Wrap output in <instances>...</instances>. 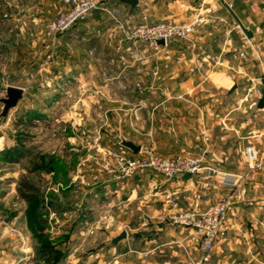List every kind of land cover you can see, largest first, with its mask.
<instances>
[{"label": "crops", "instance_id": "1", "mask_svg": "<svg viewBox=\"0 0 264 264\" xmlns=\"http://www.w3.org/2000/svg\"><path fill=\"white\" fill-rule=\"evenodd\" d=\"M112 1L113 11L119 13L113 16L115 29L134 27L144 20L197 19L198 25L193 39L173 42L167 50L156 52L147 46L134 45L113 52L112 59L118 56L121 59L119 64L80 58L81 53L88 55L90 47L87 49L83 45L79 51L72 42L79 38L83 41L89 32H95L94 23L109 18L107 14L95 13L90 22L84 21L63 35L67 45L71 46L66 50L70 61L65 67L55 68L63 78L58 79L57 90L46 96L50 103L57 99H74L81 103L76 116L71 112V119H75V124L86 134L102 138L95 144L99 154L97 159L108 157L112 162L110 156H106L111 150L135 156L139 151L123 146L119 139L131 140L142 147L146 145L142 144V137L148 141L153 139L159 149L204 154L210 164H223L229 173L234 174H240L244 168L241 160L233 161V158L244 154L249 145H255L264 155V0ZM102 10L109 11L108 6L103 4ZM239 21L253 32V38L246 36ZM242 51L248 54L247 60L241 58ZM141 58L144 63L135 61ZM115 69L118 72L112 74ZM130 69L134 72L141 70V73L143 70V73L140 75L138 71L136 77H122ZM105 71L108 74L102 78ZM89 85L98 88L91 94L72 93L73 86ZM121 85L143 86V91L121 94L116 90ZM18 87L23 88L21 84ZM44 98L40 96V100ZM98 102L108 104L101 107L95 104ZM92 111L96 113L97 121L90 119L88 112ZM41 124L34 123L36 127ZM81 139L77 146L69 145L67 160H72L78 151L84 154L93 151L88 139ZM89 158H83L85 167L98 165V162L94 163L96 159ZM82 170L88 184L83 188L86 192L82 206L70 211L79 212V216L75 221H72V215L67 217L64 234L67 235L66 230L69 232L61 241L70 247L73 245V249L69 248L58 264H103L105 253L102 249L84 255H77V252L86 243V230L98 225L93 215L97 217L109 212L110 218L104 219L102 225L109 223L114 215L116 221H131L133 231L111 252L115 254L116 250L121 252L129 248L131 252L126 255L130 263L140 260L146 264H181L185 261L182 245L192 229L161 222L158 217L167 212L162 205L170 196L184 197L186 190L190 189L194 194L200 191V197L193 203L200 207H208L220 196H232L225 233L216 241L212 252L213 264L258 261V253H252L251 249L253 246L264 247L263 172L242 173L243 178L238 184L229 187L223 185L222 175L209 183H202L198 180L203 179L195 175L166 179L153 171H146L132 178H123L99 167L95 173H88L87 168ZM54 172L55 169L51 168L50 173ZM70 212L65 210L63 213L68 215ZM14 214L13 218L17 219L19 213ZM6 222V232L0 236V253L3 255L0 261L3 264H26L31 258V264H35L34 253H29L34 244L27 243L30 233L27 222L20 225L14 220ZM144 230V234L140 232ZM6 235L16 236V241ZM116 236L110 235V244ZM13 249L18 250L12 259ZM91 260H95L94 263Z\"/></svg>", "mask_w": 264, "mask_h": 264}, {"label": "rangeland", "instance_id": "2", "mask_svg": "<svg viewBox=\"0 0 264 264\" xmlns=\"http://www.w3.org/2000/svg\"><path fill=\"white\" fill-rule=\"evenodd\" d=\"M112 4V0H105L104 6H108L109 11L100 9L96 12L100 14L105 13L109 18L102 19V22L97 21V24L92 22V24L94 23L93 31L95 32H89L88 37L83 38V41H80V38L72 41L74 47L77 46L79 51L83 45L84 48L90 47V49L87 48L90 50L88 55L81 53L80 58H87V60L88 58H92L91 60H100L102 62L114 61V63L119 64L121 63V59H118V56L112 59L114 56L113 52L117 53V51L127 49L134 45L146 46L141 41H131L128 38V31L133 27H126L125 29L121 26V28H116L119 29L116 31L114 28L116 19L113 16H117L119 13L113 11L115 7ZM62 10V0H0V236L6 232V221L14 220V223L20 225L27 222V219L29 220L30 214L32 215L33 212L40 209L42 212L41 219L47 221V228L45 227L43 230L44 235L51 237L52 242H50L51 246L49 247H43L42 242L40 245L38 243L36 244V238L33 240V234L29 231L27 243L30 245L34 244V246H30L31 250L29 253H34L35 264H56L62 252L69 251L71 248L73 249V245L70 247V245L63 244L61 241L65 240V236H68L69 232V230H66L67 235L64 234L65 220L68 216L71 217L72 215V221H75L79 216V212L78 214L71 212L76 211V208L81 209L82 206V197L86 192L83 188L88 185L86 178H83V174L86 176V173L82 169L87 168L88 173L90 171L95 173L98 167L108 171L103 165L101 167L104 160L97 159V157L99 158V154L97 155L95 144L96 141L101 142L102 138H96V134H86L83 128L81 129L79 125L75 124V119H71V112L76 116L81 109V103L74 99H57L50 103L46 96L48 92L57 90V81L63 77L58 75V71L55 68L65 67L67 62L70 61V58L68 59L66 57V54L68 56L66 50H69L70 48L67 47L71 46L67 45V42L64 40L55 63L51 66H44V55L47 49L39 41V35L45 30L48 21L59 15ZM120 17L123 18L122 16ZM92 19L86 22H90ZM109 29L113 30L109 31ZM141 59L140 61L139 59L135 61L144 63L145 60ZM138 71L126 70L122 74V77H136ZM107 72L105 71L101 77L103 78L105 74H108ZM117 72L115 69L112 74ZM138 73L142 75L143 70L142 73L141 70ZM18 84H21L24 89L23 97L20 99L16 108L11 109L6 117H1L4 107L1 99L7 97V89L9 86H18ZM72 88L74 89L72 93L78 95L91 94L98 87L89 85L73 86ZM116 90L121 94H135L138 93V90L139 92L143 91V86L121 85ZM41 95L45 97L43 101L40 100ZM95 104L105 107L108 103L98 102ZM88 113L90 119L97 121L96 113H93V111ZM38 115L42 117H38ZM35 121L42 123L41 126L36 127L34 125ZM81 138L88 139L92 145L90 149L93 151L86 154L78 151V154L72 160H67V148L70 144L77 146L79 141L82 140ZM142 138V144L154 146L156 151L161 155L168 156L180 153L168 149H159L158 144L153 139L148 141V139L145 140L144 137ZM119 141L120 143L122 142L121 139ZM9 146L10 148L17 147L21 149L25 155L21 156L18 161L9 162L5 157V151H7ZM253 146L255 147V145ZM110 152L118 151L111 150ZM257 152L258 157L263 155L258 150ZM89 157L93 160L96 159L94 163L98 162L100 166L93 164V167L90 165L85 167L86 165L84 163L86 162L83 160L90 159ZM105 159L107 160L108 157ZM240 160L243 162L244 169L238 175L257 171L264 173L263 170L253 169L251 167L247 157V148L244 154L240 153L233 158V161ZM111 163L113 164V161ZM214 167L219 171L229 173L227 170L228 167L223 164L215 165ZM51 168L55 169L53 174L50 173ZM188 175L194 176L192 174H183L177 177L188 178ZM219 175L216 174L213 177H208L205 174H200L195 176L203 179L198 181L209 183L211 179ZM92 176H95V174H92ZM22 177H28L39 189L40 200L27 203L20 197L18 187ZM198 192L200 191L198 190L194 194L190 189L186 190L184 197L177 199L170 196L165 204L163 203L162 205V208L167 212L160 215L158 220L172 223L170 216L177 209H205L206 207L193 204L200 197ZM203 195L206 196L205 200L208 201V195L205 192ZM65 210L71 212L65 215L63 213ZM15 212L19 213L17 219H14L12 216ZM26 212H28V217ZM109 213L97 217L93 215V220L98 225L96 224L97 226L86 230L84 234L86 243L83 248H78L80 250H78L77 255H84L85 252L90 253L97 249H102L105 253L103 264H146V262H140V260L139 262L133 260L130 263V259L126 255V252H131L129 248L121 252H116V250L115 254L111 252L118 246L110 244V235H119L122 231H126L129 234L133 231L131 230V221L125 219L116 221L114 215L109 223L102 225L104 219L110 218L108 216ZM140 232L144 234L145 230ZM26 233L28 234L27 231ZM5 237L16 241V236L6 235ZM123 241L125 239L121 243ZM215 243L211 252L214 250ZM17 250L13 249V252L11 251L12 259L17 254ZM182 250L185 255V261L181 262V264H196L199 261L200 255H196L198 252L197 246L191 242L190 236L186 237V242L182 245ZM251 252L258 253L257 256L259 259L258 261L248 262V264H264V247L253 246ZM119 254L122 256L118 259L117 256ZM1 257H3L2 253H0ZM142 258L145 257L143 256ZM30 260L31 258L26 261V264H31ZM94 261L91 260V263H94ZM0 264H3V262L0 261ZM211 264H213V255ZM243 264L245 263L243 262Z\"/></svg>", "mask_w": 264, "mask_h": 264}, {"label": "built area", "instance_id": "3", "mask_svg": "<svg viewBox=\"0 0 264 264\" xmlns=\"http://www.w3.org/2000/svg\"><path fill=\"white\" fill-rule=\"evenodd\" d=\"M105 0H62L63 10L50 19L45 30L39 35V41L47 49L44 55V66H51L58 58L63 46V35L78 24L91 19L102 9ZM198 20L150 22L144 20L128 31L131 41H141L150 49L159 52L168 49L174 41H189L193 39ZM164 40V44L159 41ZM243 60L248 59L245 51L240 53ZM113 161L104 159L102 165L111 173L123 178H132L139 173L153 171L166 179L179 175L205 174L213 177L223 176V185L234 187L243 175L224 173L209 164L204 154L195 155L183 152L172 156L161 155L154 146H142L139 153L131 156L122 152H107ZM106 154V156L108 155ZM247 157L253 169L264 171V155L258 157L253 145L247 147ZM232 204V196L227 195L210 204L205 209H177L171 214V222L178 227H189L190 235L199 252L196 264H211V249L216 240L225 233V220ZM121 254L117 258H121Z\"/></svg>", "mask_w": 264, "mask_h": 264}, {"label": "trees", "instance_id": "4", "mask_svg": "<svg viewBox=\"0 0 264 264\" xmlns=\"http://www.w3.org/2000/svg\"><path fill=\"white\" fill-rule=\"evenodd\" d=\"M24 155V151H21V149H18L17 147L8 148L7 151H5V157L9 162L18 161L20 157ZM18 193L20 197H22L27 203L40 200L39 198L41 197L39 195V189L28 179V177L21 178L18 187ZM26 215L28 217V212H26ZM41 215L42 212L40 209L33 212L32 215L30 214V221L27 219L28 230L32 232L33 237L36 238L39 245L42 242L43 247H49L51 246L50 242H52V240L51 237L44 235L43 230L47 225V221L42 220ZM12 216H15V214L13 213ZM66 252L67 251L62 252L56 264L60 262V260L65 256Z\"/></svg>", "mask_w": 264, "mask_h": 264}, {"label": "water", "instance_id": "5", "mask_svg": "<svg viewBox=\"0 0 264 264\" xmlns=\"http://www.w3.org/2000/svg\"><path fill=\"white\" fill-rule=\"evenodd\" d=\"M137 1L138 0H132L131 2L136 3ZM239 25L249 39L253 38L252 31L247 29L240 21H239ZM159 43L164 44V40H160ZM23 95H24L23 88L18 86H9L7 89V97L1 99V102L4 104L1 117H6L11 109L16 108ZM122 145L135 152H138L141 149V146L136 145L133 141L127 139L122 140ZM125 238H127V232L122 231L119 235H117L115 238L112 239L111 244L116 245Z\"/></svg>", "mask_w": 264, "mask_h": 264}]
</instances>
